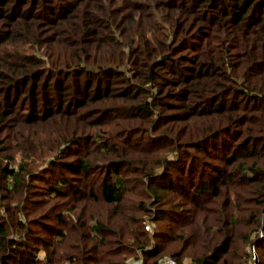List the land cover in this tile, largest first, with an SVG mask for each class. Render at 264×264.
Returning <instances> with one entry per match:
<instances>
[{
	"label": "trees",
	"instance_id": "obj_1",
	"mask_svg": "<svg viewBox=\"0 0 264 264\" xmlns=\"http://www.w3.org/2000/svg\"><path fill=\"white\" fill-rule=\"evenodd\" d=\"M260 228L264 0H0V264H264Z\"/></svg>",
	"mask_w": 264,
	"mask_h": 264
},
{
	"label": "rangeland",
	"instance_id": "obj_2",
	"mask_svg": "<svg viewBox=\"0 0 264 264\" xmlns=\"http://www.w3.org/2000/svg\"><path fill=\"white\" fill-rule=\"evenodd\" d=\"M150 224V223H149ZM151 230L153 229V225H151ZM253 240L256 238H262L264 237V230L262 228H260L256 233H254L253 235ZM254 245V247H253ZM250 244L246 246V252H248V256L246 258V260H243L242 264H257V261L259 259L258 257V250L256 248L255 244ZM253 256H255V258H253ZM39 257L40 258H44V254L42 252L39 253ZM183 260H185L186 262H189V260H192L190 257L186 256L183 258ZM126 264H142V258L140 257H130L126 260Z\"/></svg>",
	"mask_w": 264,
	"mask_h": 264
},
{
	"label": "built area",
	"instance_id": "obj_3",
	"mask_svg": "<svg viewBox=\"0 0 264 264\" xmlns=\"http://www.w3.org/2000/svg\"><path fill=\"white\" fill-rule=\"evenodd\" d=\"M145 230L151 231V226L149 223L145 225ZM253 245V244H252ZM251 246V244H250ZM254 247V245H253ZM255 258V256H253ZM159 264H193L191 260L189 262H186L185 260L178 261L176 258L172 256H164L162 259H160Z\"/></svg>",
	"mask_w": 264,
	"mask_h": 264
}]
</instances>
